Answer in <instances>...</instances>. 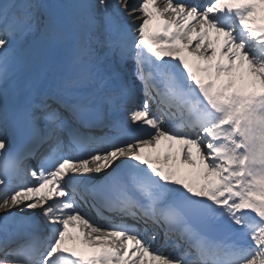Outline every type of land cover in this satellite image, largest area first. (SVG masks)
<instances>
[{
	"label": "snow or ice",
	"instance_id": "snow-or-ice-1",
	"mask_svg": "<svg viewBox=\"0 0 264 264\" xmlns=\"http://www.w3.org/2000/svg\"><path fill=\"white\" fill-rule=\"evenodd\" d=\"M0 264H264V0H0Z\"/></svg>",
	"mask_w": 264,
	"mask_h": 264
},
{
	"label": "bare ground",
	"instance_id": "bare-ground-1",
	"mask_svg": "<svg viewBox=\"0 0 264 264\" xmlns=\"http://www.w3.org/2000/svg\"><path fill=\"white\" fill-rule=\"evenodd\" d=\"M131 5H134V0L132 1V2H129ZM71 235L72 236H77V237H79V238H81V239H83V237H82V234L80 233V231H74L73 233H71ZM80 241V240H79Z\"/></svg>",
	"mask_w": 264,
	"mask_h": 264
}]
</instances>
